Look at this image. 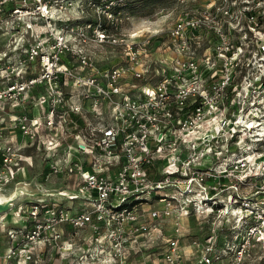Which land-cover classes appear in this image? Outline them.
Listing matches in <instances>:
<instances>
[{
  "label": "built area",
  "instance_id": "2783aa9c",
  "mask_svg": "<svg viewBox=\"0 0 264 264\" xmlns=\"http://www.w3.org/2000/svg\"><path fill=\"white\" fill-rule=\"evenodd\" d=\"M76 1L0 0V143L10 144L0 147V179L21 166L18 134L48 153L46 181L78 177L74 190L39 185L43 200L7 231L0 264H57L55 255L60 264H131L159 242L163 264H187L186 253L194 264H263L264 0L242 9L241 0H205L195 13L178 0L171 65L140 85L150 38L106 25L121 20L115 8L126 0H105L95 22L73 25L70 10L84 11ZM91 44L121 46L126 64L99 67ZM86 112L92 120L79 123ZM207 216L210 232L185 244L184 223Z\"/></svg>",
  "mask_w": 264,
  "mask_h": 264
},
{
  "label": "rangeland",
  "instance_id": "374dc122",
  "mask_svg": "<svg viewBox=\"0 0 264 264\" xmlns=\"http://www.w3.org/2000/svg\"><path fill=\"white\" fill-rule=\"evenodd\" d=\"M95 3V6L88 2V0H77L74 3L75 6L82 7L84 11H77V9L70 10L72 17L70 21L73 25H83L90 21H93L98 14L99 6L105 3V0H92ZM126 3L118 6L122 12V16L118 15L121 20L118 21L116 25H113L110 21L107 22V28L116 34H124L126 39L130 40L132 36H148L150 38L149 46V55H144L142 57V62L145 67H148V73L145 76V80L142 82H136L138 85L143 84L144 82H156L160 77L157 73V70L163 66H170L173 58V54L167 49V45L170 42L169 31L173 27L178 17V14L181 12V6H177L178 0H126ZM207 2L205 0H188L182 8H186L191 13L198 11H203L206 9ZM216 5H221L220 0L216 1ZM247 4L244 3V0L238 2L239 9H242ZM119 12V11H118ZM238 13V11L236 10ZM69 14V13H68ZM237 19V16L235 15ZM242 23H246V18L243 15L239 16ZM223 22L233 21V18L223 17ZM3 41L6 39L3 38ZM133 40V39H132ZM4 44V43H3ZM208 44V43H207ZM89 50L91 51L93 57L96 59L99 67L107 66H118L126 64V54L121 46H111V45H88ZM208 48V49H207ZM208 53L212 51L211 43L208 44ZM36 72L37 69L35 68ZM68 83V82H67ZM67 92L73 91L74 87L71 84L66 85ZM37 92V91H36ZM245 98V99H244ZM90 105V102L87 103ZM243 106H248L246 97H243L241 103ZM38 107L35 105L30 109V112H34L35 115H38ZM36 110V111H35ZM43 110V109H42ZM247 110V109H246ZM78 118V120H77ZM76 121L83 124L87 118L92 120V114L89 112L85 113V116H77ZM81 126V125H80ZM80 126L78 128H80ZM8 134V133H7ZM9 136V135H8ZM18 142L14 143L12 152L16 153L14 161L20 162L21 166H11V169L14 170L13 173H8L10 168L6 167V173L3 176V179H0V196L3 198V201L13 200L11 207L4 211L0 212V245L1 247L7 245V231L11 228L20 227L27 217V209L32 202L43 200L41 197L37 196L40 192L39 185L44 188H54V189H69L74 190L77 187L78 177L75 175H62V174H52L49 179L46 181V176L48 173V153L42 148L34 145H27L28 139L22 137L21 134H18ZM7 139V137H4ZM7 141H1L0 147L3 149V152H6V146H8ZM27 145V146H26ZM27 158V159H26ZM54 159V158H52ZM1 163V153H0V175L1 171H4ZM33 194V195H29ZM8 197H5L7 196ZM7 198V199H6ZM22 206L23 213L22 216H18L17 212ZM22 223V224H21ZM213 218L207 217H191L184 223L183 236L184 243L188 244L187 241L192 236L197 238H203L207 233L210 232L212 227ZM167 229H164V234L167 236V230L170 229V225H166ZM229 223H223L220 232V236L230 240L231 230L229 229ZM163 238V237H162ZM161 241V240H160ZM261 246V245H259ZM259 247H257L258 249ZM162 249L163 244L159 242V245L155 246L153 250L147 251L146 254H133L129 258L131 264H163L162 262ZM256 249V250H257ZM189 250V248L187 249ZM150 252V254H149ZM150 255L148 257L147 255ZM187 264H194V257L192 254L186 253ZM51 257V261H60ZM258 261V258L255 259ZM254 261V263H256ZM253 261L250 262L252 264ZM50 263V261H48Z\"/></svg>",
  "mask_w": 264,
  "mask_h": 264
},
{
  "label": "crops",
  "instance_id": "0c3cea01",
  "mask_svg": "<svg viewBox=\"0 0 264 264\" xmlns=\"http://www.w3.org/2000/svg\"><path fill=\"white\" fill-rule=\"evenodd\" d=\"M43 185H45V183L43 182L42 183ZM54 189V188H53ZM29 195H33V194H29ZM5 197H8V195L7 196H5ZM42 198V197H41ZM0 199L3 201V198L0 196ZM7 199V198H6ZM68 207L70 208V209H72L73 207L72 206H70L69 204H68ZM73 210H76L75 209V207L73 208ZM22 224V223H21ZM63 228H65L66 229V231H67V236L66 237H68L69 236V233H70V230H71V228L70 227H68V226H64ZM3 243H5L6 244V242H4V240H3V242H1L0 243V245H2ZM9 264H16V262L15 261H13V262H10ZM57 264H60V263H57Z\"/></svg>",
  "mask_w": 264,
  "mask_h": 264
},
{
  "label": "water",
  "instance_id": "95a60500",
  "mask_svg": "<svg viewBox=\"0 0 264 264\" xmlns=\"http://www.w3.org/2000/svg\"><path fill=\"white\" fill-rule=\"evenodd\" d=\"M12 202H13V200L4 202L0 199V212H4V211L8 210L11 207Z\"/></svg>",
  "mask_w": 264,
  "mask_h": 264
},
{
  "label": "trees",
  "instance_id": "16d2710c",
  "mask_svg": "<svg viewBox=\"0 0 264 264\" xmlns=\"http://www.w3.org/2000/svg\"><path fill=\"white\" fill-rule=\"evenodd\" d=\"M123 3L125 4L126 2H122L121 4H123ZM121 4H119L118 6H120ZM118 6L115 8V10H121V9L118 8ZM90 22H92V23L95 22V19L93 21H90Z\"/></svg>",
  "mask_w": 264,
  "mask_h": 264
}]
</instances>
